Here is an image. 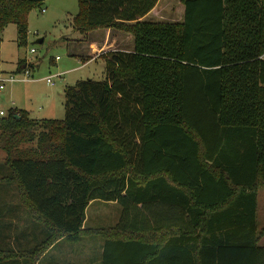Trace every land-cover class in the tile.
Wrapping results in <instances>:
<instances>
[{"label":"trees","instance_id":"1","mask_svg":"<svg viewBox=\"0 0 264 264\" xmlns=\"http://www.w3.org/2000/svg\"><path fill=\"white\" fill-rule=\"evenodd\" d=\"M45 1L0 0V67L4 29L27 43ZM158 1L80 0L77 29L134 48L67 85L63 119L0 116V264L89 236L105 239L102 264H264V0H180L181 21L144 19ZM95 200L117 201L115 226L86 224Z\"/></svg>","mask_w":264,"mask_h":264},{"label":"rangeland","instance_id":"2","mask_svg":"<svg viewBox=\"0 0 264 264\" xmlns=\"http://www.w3.org/2000/svg\"><path fill=\"white\" fill-rule=\"evenodd\" d=\"M80 7V0H46L40 7L33 8L29 15L27 43L24 44L19 43L15 23H10L4 29L1 34L3 47L0 69L5 76L16 74L20 78L9 81L4 91L0 92V108L25 109L34 118L63 119L67 85H74L82 79L105 78L104 57L89 59L86 57L88 53L86 50H79L83 48L81 46H86L82 41L88 34L75 26V16L79 13ZM152 12L144 19L153 21L183 19L180 0H159ZM42 37L44 41L39 42L38 39ZM33 47L36 52L31 51ZM80 55L86 58L80 60ZM19 60H24L26 67L31 69L30 76L25 77L26 68L21 72L16 71ZM49 77L54 80L53 84L48 81ZM5 158V151L0 148V160L3 161ZM87 213L90 217L88 225L92 227L115 226L121 217L119 204H108L102 200L93 203ZM258 221L262 230L264 188L259 190ZM30 240L32 244L35 243L34 236ZM104 244L105 239L100 236H89L78 243L64 241L44 258L43 264H102ZM260 245L264 246V236L260 240Z\"/></svg>","mask_w":264,"mask_h":264},{"label":"crops","instance_id":"3","mask_svg":"<svg viewBox=\"0 0 264 264\" xmlns=\"http://www.w3.org/2000/svg\"><path fill=\"white\" fill-rule=\"evenodd\" d=\"M154 9H155V7L143 18H147L149 15H151V13H153L152 11ZM43 41H44V38H43ZM82 42H84V44L86 46L85 47H84V45L81 46L83 48H81L79 50H82V51L86 50V52H88L86 57L89 59L103 57L102 55L106 54L110 50H119V49H121V50H132L134 48V38H132L129 34H127L125 32H121V31L119 32V31L111 30V29H109V30L102 29V30L91 31L87 34V37L84 38ZM2 47H3V41H2L1 49H2ZM86 57L80 55V60L85 59ZM2 73H3V71H2ZM3 74H5V73H3ZM10 108H13V107H10ZM0 109H4V108H0ZM8 110H5V111L7 112ZM37 118H39V117H37ZM96 201L97 200L90 202V204L87 208V211L91 207V205L93 203H95ZM105 202L108 204L112 203L114 205L118 204L117 201H105ZM120 211H121V207H120ZM89 220H90V217L88 216V213H87L86 224H88ZM64 241L65 240L61 239V240L55 242L46 251V253L44 254L45 257L47 255H49L58 245H60ZM66 242H69V241H66ZM45 257L42 256L40 261H38L37 264H43V260ZM71 261H73V258H71Z\"/></svg>","mask_w":264,"mask_h":264},{"label":"built area","instance_id":"4","mask_svg":"<svg viewBox=\"0 0 264 264\" xmlns=\"http://www.w3.org/2000/svg\"><path fill=\"white\" fill-rule=\"evenodd\" d=\"M44 10L45 9H43V11ZM31 51L36 52L37 50L33 47V48H31ZM57 58H59V56H57ZM28 63H30V62H28ZM31 73H32L31 69L29 67H26L25 73H24L25 77L27 75L30 76ZM19 78H20V76H18L16 74H10L9 76H5V74L0 73V92L4 91V89L7 87V83L9 81H14V80L19 79ZM48 81L52 84L54 83V80L51 77L48 78ZM5 113H6V111L4 109H0V116H3Z\"/></svg>","mask_w":264,"mask_h":264},{"label":"water","instance_id":"5","mask_svg":"<svg viewBox=\"0 0 264 264\" xmlns=\"http://www.w3.org/2000/svg\"><path fill=\"white\" fill-rule=\"evenodd\" d=\"M38 41H39V42H42V41H43V38H40Z\"/></svg>","mask_w":264,"mask_h":264}]
</instances>
